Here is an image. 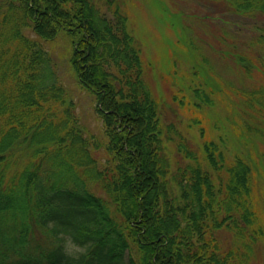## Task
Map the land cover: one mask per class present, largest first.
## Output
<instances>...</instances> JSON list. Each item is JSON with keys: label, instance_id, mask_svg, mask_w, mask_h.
Here are the masks:
<instances>
[{"label": "trees", "instance_id": "1", "mask_svg": "<svg viewBox=\"0 0 264 264\" xmlns=\"http://www.w3.org/2000/svg\"><path fill=\"white\" fill-rule=\"evenodd\" d=\"M208 1L234 31L253 27L239 42L220 33L245 82L231 86L223 134L194 119L195 146L165 119L118 0H0V264H252L264 243V0ZM60 32L103 139L80 123L42 45ZM190 89L193 105L213 104Z\"/></svg>", "mask_w": 264, "mask_h": 264}, {"label": "rangeland", "instance_id": "2", "mask_svg": "<svg viewBox=\"0 0 264 264\" xmlns=\"http://www.w3.org/2000/svg\"><path fill=\"white\" fill-rule=\"evenodd\" d=\"M118 1L142 47L145 79L152 93L162 98L165 119L177 121L181 131L195 146L202 141L195 118H200L207 137L215 139L223 134L233 117L234 92L231 86H239L245 80L241 78L236 63L223 52L228 44L220 40V33L225 30L230 41L239 42L253 24L244 22L241 31H234V26H227L218 18L222 15V6L208 0ZM255 22L264 25V16ZM24 32L37 38L30 29H24ZM42 45L51 54L58 78L74 101L80 123L86 131L103 139V125L95 112V100L80 86L70 63L72 45L69 38L60 32L51 41L42 40ZM213 83L216 86L213 87ZM198 84L210 94L213 104H203L199 108L192 104L190 87ZM173 95L187 96L185 103L180 104L172 98ZM261 146L256 154L260 171L264 166V158L259 153L264 154ZM257 178L259 207L264 214V170ZM221 235L223 239L231 238L229 233L222 232ZM67 248L78 249L71 242H67ZM252 264H264V243L256 250Z\"/></svg>", "mask_w": 264, "mask_h": 264}]
</instances>
